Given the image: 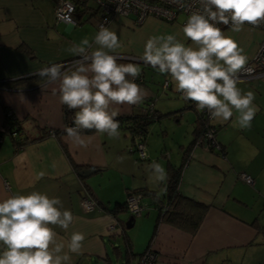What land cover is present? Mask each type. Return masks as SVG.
Returning <instances> with one entry per match:
<instances>
[{"label":"crops","instance_id":"obj_1","mask_svg":"<svg viewBox=\"0 0 264 264\" xmlns=\"http://www.w3.org/2000/svg\"><path fill=\"white\" fill-rule=\"evenodd\" d=\"M55 1L0 0V130L5 117L11 115L21 128L17 134L26 138L20 147H16L8 136L0 141V200L32 191L59 198L63 209L70 210L74 219L67 230L51 226L58 240L67 243L74 232L85 236L81 252L69 253L70 264H81L91 258L111 264L103 236H108L107 241L111 242V236L119 233L105 228L113 220L117 221L120 230L124 227L131 250L137 254L134 259L149 246L157 253L155 264L242 262L247 248L261 239L259 218L264 217V76H252L239 80L237 84L243 93L251 91L255 96L253 104L257 110L251 127L241 129L234 126L235 112L228 121L211 118L221 151L199 144L189 152L178 191L208 205L195 233L190 234L164 221L156 225L158 211L148 194L141 196L146 210L145 215L139 216L141 228L130 233L125 228L135 226L138 218L134 216L132 225L126 227L125 222L131 215L128 211L113 216L105 209L112 208L116 202L123 203L131 191L140 188L154 190L163 197L164 181H157L149 166L157 162L167 174L168 165H180L184 151L193 139L197 118L196 111L177 91L170 75L160 74L143 61L145 43L152 36L175 35L186 46L195 45L184 37L182 23L149 16L137 28L129 30L128 26H133L131 15V18L122 16L117 21L112 18L106 27L116 32L121 47L110 54L118 57L117 63H133L141 68V74L134 82L143 89L144 97L137 104H111L109 110L117 111V117L128 116L141 112L152 103L157 113L173 123L179 124L185 119V132L171 137L170 152L167 153L163 138L165 129H162L164 125L159 118L156 120L158 126L151 130L161 129L162 138L147 130L143 139L147 158L142 160L135 153L136 138L133 141V135L124 123L119 124V138H109L95 130L81 131L88 145L80 147L66 132L56 137L51 131L66 127L62 111L64 104L60 101V81L49 83L45 78L16 82L36 75L35 72L42 68L77 57L69 48L85 38L91 45L86 50L92 52L99 47L94 43L99 31L97 21L95 30L89 29V35L75 28L71 29L73 34L70 35V24L55 19ZM87 7L85 11L76 12L73 26L92 17L98 19V14L89 10L94 7L89 4ZM124 26L128 29L123 30ZM222 31L238 42L247 60L255 54L262 37L259 30L256 34L252 31L249 36H242L241 40L229 29ZM59 139L69 157L62 150ZM121 156L124 159L118 162L117 158ZM73 164L80 167L75 169ZM82 168L96 170L82 177L78 174ZM241 173L251 176L253 182H244L239 177ZM86 195L100 205L84 211L81 199ZM122 241L124 244L123 237ZM137 242L141 244L136 250L134 245ZM114 247L117 246L112 244L111 251L116 258L120 257L122 264L123 258ZM64 251L67 252L66 247ZM257 260L258 264L264 261V251Z\"/></svg>","mask_w":264,"mask_h":264},{"label":"clouds","instance_id":"obj_2","mask_svg":"<svg viewBox=\"0 0 264 264\" xmlns=\"http://www.w3.org/2000/svg\"><path fill=\"white\" fill-rule=\"evenodd\" d=\"M200 3L202 8L192 12L182 28L184 37L195 47L186 46L175 35L152 36L145 43L142 59L160 74L170 75L177 91L195 102L198 110L207 109L212 118L223 121L230 120L235 112L234 126L250 128L257 110L255 96L237 87L238 73L247 63V56L238 42L217 25H230L232 32H240L245 24L259 26L264 22V0ZM94 43L99 47L90 54L87 38L69 48L79 57L73 61V69L62 71L63 64H53L35 72L49 83L59 80L61 103L70 110L78 109L73 126L65 127V132L80 147L88 145L81 130L94 129L109 138H119L120 125L115 119L119 113L110 111V105L137 104L144 97L143 89L134 82L141 68L133 63H117L118 57L110 54L121 47L116 32L101 26ZM142 158H147L146 152ZM117 159L122 162L124 157ZM149 167L157 181L167 179L159 163ZM73 219L59 198L39 191L0 200V264H70L69 253L81 252L85 236L74 232L65 243L58 240L51 226L67 230Z\"/></svg>","mask_w":264,"mask_h":264},{"label":"built area","instance_id":"obj_3","mask_svg":"<svg viewBox=\"0 0 264 264\" xmlns=\"http://www.w3.org/2000/svg\"><path fill=\"white\" fill-rule=\"evenodd\" d=\"M89 1L94 4V9L89 8L90 12H93L94 10L97 11V27L99 29L101 26L106 27L110 20L118 15H131L133 17L132 23L140 25L149 16L156 17L166 22H172L179 14H182V26H184L191 13L202 8L200 0H56L54 7L55 19L65 24H74L77 7L80 5L79 3L85 2L86 4H89ZM245 25L258 29L262 33V37L257 45L255 54L251 59L247 60L244 68L238 73V81L252 76H264V22L259 26ZM225 26L226 25L223 24L217 25L219 28ZM87 52L89 54L91 53L90 50H87ZM77 59H79L78 56L61 63L65 66L62 71L73 69V61ZM180 95L183 97L182 93H180ZM190 102L195 108H197L195 102ZM199 111L207 119L209 127L203 131V134L199 137L195 145L200 144L203 146L205 145L207 148H219V144L215 140V128L210 125V119L212 117L209 111L207 109ZM142 112H152V103H149L144 109H142ZM66 126H73V123H67ZM1 140L2 138L0 136V141ZM134 146L137 150L138 159H144L142 157L145 153V149L142 139L137 138L134 142ZM239 177L246 183L253 182L251 176L246 173H241ZM125 201L127 211L133 217L141 213L143 206L141 205V196L139 194L129 193ZM96 205V201L88 195L81 199V206L84 211H91ZM117 227V221L113 220L111 223L107 224L105 228L107 231H115ZM156 260V251L152 247H148L140 253L136 259L132 258L126 264H155ZM260 264H264V261H261Z\"/></svg>","mask_w":264,"mask_h":264},{"label":"trees","instance_id":"obj_4","mask_svg":"<svg viewBox=\"0 0 264 264\" xmlns=\"http://www.w3.org/2000/svg\"><path fill=\"white\" fill-rule=\"evenodd\" d=\"M79 4L80 5H78L77 11L78 10L85 11L88 8L87 7L88 4H86L85 2H80ZM93 12H95L97 14V11L94 10ZM27 79L38 81V80H43L45 78H40L38 75H33V76H30V77L23 79V80H16V82H18V81L19 82L20 81L25 82ZM187 101H188L190 107H192L196 111V114H197V118L195 120L196 124H195V127L193 128V131H192L193 132V139L190 142V144L187 146V148L185 149L180 165H178V166L168 165L167 174H166L167 179L164 180V185L166 188L165 195L162 197V196L158 195L156 191L148 190L146 188H140L137 190H133V191H131V193L139 194L140 196H142L143 194H148L151 197V199H152V201H153V203H154V205L158 211L157 218H156V225H157V223L164 221V222L172 224V225H174V226H176V227H178V228H180V229H182V230H184L190 234H193V233H195V231L199 227V225H200V223H201V221H202V219H203V217H204V215L208 209V205L201 202V201H198V200H195L193 198H190V197H187L185 195L180 194L178 191V184H179V180H180V176H181L183 166L188 159V155H189L191 148L193 146H195V143L197 142L199 137H201V135L203 134V131L209 126H208L207 119L205 118V116L197 108H195L191 104L190 100H187ZM62 111H63L65 123L66 124L67 123H73L74 114H75L74 110H70V109H68V107L66 105H63ZM170 113L171 112L167 113V115ZM161 116H164V115L157 113L152 106V112H150V113L141 111L139 113L130 114L128 116L116 117L115 119L118 120L120 125L122 123H124V125L127 128H129L131 134L133 135V141L135 138L136 139L137 138L142 139V141H143L145 134H146L147 130L149 129V125L153 121L158 120ZM210 125L216 129V127L212 123ZM20 130H21V128L18 125L17 121L15 119H13L11 117V115H9V116L5 117V122L3 124V128L0 130V136H1V138H4V136H8V138L11 140V142L16 147H20L26 141L25 137H22L21 135L17 134L18 132H20ZM93 130L94 129H92V130H81V131L89 132V131H93ZM51 131L53 132V135H55L57 137L62 132H65V128L62 130H59V129L56 130L55 129V130H51ZM59 143L62 147V150L65 152L66 155H68L65 145L63 144V142L60 139H59ZM209 149L214 150L215 148L209 147ZM221 149H222V146L219 144V148H217L216 150L221 151ZM68 157H69V155H68ZM73 167L75 169H78L80 166L73 164ZM97 205H100V204L97 203ZM101 206H103V205H101ZM105 210H107V212L111 213V215L116 216L117 212L127 211L126 201H124L123 203L116 202L112 208H110V209L106 208ZM156 225H155V227H156ZM118 234L122 235L123 240H124V246H123L122 250L121 249L119 250L118 247H114V248L116 249V253L123 258L122 264H126L137 254H135L131 250L129 240L126 237V235L124 234V227L123 226L121 227V230ZM148 247L149 246H147L146 248H148Z\"/></svg>","mask_w":264,"mask_h":264},{"label":"rangeland","instance_id":"obj_5","mask_svg":"<svg viewBox=\"0 0 264 264\" xmlns=\"http://www.w3.org/2000/svg\"><path fill=\"white\" fill-rule=\"evenodd\" d=\"M89 4L91 6L94 5L91 1H89ZM120 17H122V15L116 16L115 17L116 18V21ZM129 18H131V16H129ZM96 21H97V19L95 17H92L89 20L84 21L82 24H79V25L77 24L76 26H73L72 24H70L69 29H68V33L70 35H72L73 32H70V31H71V29L75 28V29H77V31H82L83 34L85 33L86 35H89V29L90 28H92V29L95 30V28H96L95 27ZM182 21H183L182 14H179L175 18V20H173V22H178L179 24H181ZM131 24L133 26H128L129 27V30L132 27L133 28H137L138 27L137 25H135L133 23H131ZM128 27H125L124 26V27H122V29L123 30H127ZM182 28H183V26H182ZM243 28L244 29H242L240 32H233L234 34H236L234 36L236 38H238L239 40H241V37L242 36H249L250 35V32H252V31H255L254 34H256V31L258 30V29L256 30V29L251 28V27L246 26V25H244ZM226 29H229L230 30V25H227V27H225V29L224 28L223 29L221 28V30H226ZM253 55H254V53L251 56H249L250 57L249 59H251L253 57ZM160 119H161L160 121H162V124L165 126V128H164V126L162 127V129H165V135L163 136V138H165V145H166L165 151L166 152L167 151L170 152V150H169L170 147H171V140L170 139H171V137L179 136V135H181V134H183L185 132V126H186L185 125L186 124L185 123V119H183V121H181V123H179V124L178 123H173V121H170V120L166 119V117H162L161 116ZM157 124H159L157 121H153L149 125V131H152L151 129H153V126L154 127L155 126L157 127L158 126ZM160 130L161 129L158 130L156 128V132H155V128H154V131H152V135L153 134H155L156 136L158 135V138L161 139L162 138V134H161V131ZM155 135H154V137H155ZM154 137L153 136L150 137V142H151V140H153L152 138H154ZM135 153L137 154V151L136 150H135ZM137 156H138V154H137ZM141 202H142V200H141ZM141 205H142V203H141ZM143 211H144V208L142 209V211H141L140 214H138V215L135 216L136 219L138 218L137 219L138 221H136L137 222L136 225L133 226V227H131V228H129V229L125 228V230H127V231L129 230L130 233L131 232H137V231H139V229L141 228V224H140L141 217H139V216L140 215H142V216L145 215L146 210L144 212ZM259 220H260V222H259V225H260V228H259L260 229V235L259 236L261 237V239L258 240V242L255 245L250 246V247L247 248L246 255H245V257H244V259H243L242 262H237L235 264H258L259 263L258 260H257V257L262 253V251H264V217H260ZM115 231H117V232L119 231L120 232V227L118 229H116ZM105 235H107V233H105ZM103 237L105 239V242H106V245H107V249H108V252H109L110 257H111V264H120L121 263L120 262L121 259H120V257L119 258H116L115 257V255L111 251V246L113 244V245L119 247L122 250L124 244H123V241H122L121 234H115V235L111 236V242H108L107 241L108 236H103ZM140 244H141V242H140ZM140 244H139V242H137V244L134 245V249L137 250V247H139ZM2 251H3V245L2 246L0 245V252H2ZM100 263L103 264L102 262H100ZM100 263L95 258H91V260H86V261H84L81 264H100Z\"/></svg>","mask_w":264,"mask_h":264},{"label":"water","instance_id":"obj_6","mask_svg":"<svg viewBox=\"0 0 264 264\" xmlns=\"http://www.w3.org/2000/svg\"><path fill=\"white\" fill-rule=\"evenodd\" d=\"M95 170H96L95 168H82V169H80L78 171V174H79V176L85 177V176H87L88 174L92 173ZM133 218L134 217L132 215H130L128 217V219L125 222L126 227H130L132 225Z\"/></svg>","mask_w":264,"mask_h":264}]
</instances>
